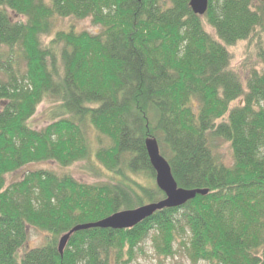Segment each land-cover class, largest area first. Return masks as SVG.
Masks as SVG:
<instances>
[{"label":"trees","instance_id":"obj_1","mask_svg":"<svg viewBox=\"0 0 264 264\" xmlns=\"http://www.w3.org/2000/svg\"><path fill=\"white\" fill-rule=\"evenodd\" d=\"M59 17L100 30L46 42ZM263 33L260 0H209L203 16L190 0H0V264H132L148 237L166 257L180 239L194 264H264V48L246 84L228 49ZM91 129L109 140L95 157L117 180L37 169L8 183L28 165L89 159ZM150 138L180 187L209 193L130 229L77 231L62 254L74 226L165 198ZM29 226L47 241L23 250Z\"/></svg>","mask_w":264,"mask_h":264},{"label":"rangeland","instance_id":"obj_2","mask_svg":"<svg viewBox=\"0 0 264 264\" xmlns=\"http://www.w3.org/2000/svg\"><path fill=\"white\" fill-rule=\"evenodd\" d=\"M206 28L214 36L216 35L212 27L206 25ZM70 29L78 32L89 31L91 33H95L100 30V27L95 25L91 18L78 19L74 17H59L55 20L54 29L49 35L46 36L45 41H49L57 31H68ZM262 48H264V33L260 36L252 37L250 40L239 41L228 48L232 55V64L235 69H237V71L241 74L245 84L247 70L261 63L259 51ZM50 106L53 107L52 104L46 101V103H43L39 107L38 113L33 118V124L37 125V128H40L42 125L46 124V121L48 120V115L46 114V112L47 109L51 108ZM89 136L91 141V153L89 159L79 161L69 167H62L55 162L36 163L28 165L8 175V183H12L21 179L24 173L29 170L37 169H51L62 174L69 173L73 175L78 181L84 183H101L117 180V176L113 175L112 172L107 170L95 157L96 152L100 148L110 146L109 140L101 137L93 129L90 130ZM100 138H102V141L100 140ZM220 151L223 161L227 165H231L233 162V158L229 144H223ZM135 179L145 185H148L152 180L151 178L146 176V174H140L138 177H135ZM28 230L29 237L27 244L24 246L23 250L41 246L46 243L48 234L47 232L32 226H29ZM142 246L144 252L139 253L132 264H194L188 257V254L180 239L175 242V255L169 257L157 253L151 237H148Z\"/></svg>","mask_w":264,"mask_h":264},{"label":"water","instance_id":"obj_3","mask_svg":"<svg viewBox=\"0 0 264 264\" xmlns=\"http://www.w3.org/2000/svg\"><path fill=\"white\" fill-rule=\"evenodd\" d=\"M264 2V0H260ZM190 6L195 14L203 16L209 6V0H190ZM146 148L151 165L156 173V183L160 190L165 193V198L159 201L143 204L141 206L118 211L104 219L78 224L68 233L64 234L59 241V250L63 254L71 236L81 230L90 228H102L123 230L130 229L151 217L154 213L165 208H178L195 199L197 195H207L209 189H188L180 187L176 181L169 161L161 153L156 139L146 141Z\"/></svg>","mask_w":264,"mask_h":264}]
</instances>
